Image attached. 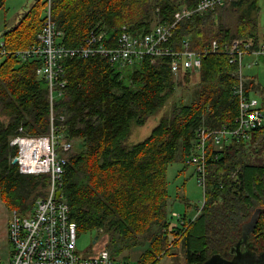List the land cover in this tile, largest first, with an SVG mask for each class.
Returning <instances> with one entry per match:
<instances>
[{
  "label": "trees",
  "instance_id": "trees-1",
  "mask_svg": "<svg viewBox=\"0 0 264 264\" xmlns=\"http://www.w3.org/2000/svg\"><path fill=\"white\" fill-rule=\"evenodd\" d=\"M198 1L52 0L51 11L64 46L86 45L92 35L104 33L102 43L112 48L124 28L136 35L148 33L154 23L174 21L183 7L193 8ZM243 1L182 19L170 45L181 50L188 42L191 50L203 51L214 40L258 44L255 24L225 21ZM5 3L0 0V10ZM253 4L259 7L258 0ZM47 9L48 0H36L5 29L0 44V201L23 217L47 196L50 176L22 174L13 164L18 149L11 140L20 127L30 136L49 134L51 105L48 84L37 73L41 63L24 62L16 53L37 43ZM64 65L68 84L54 112L57 118L64 116L57 121L62 137L74 141L63 197L79 238L84 233L108 235L107 248L116 260L131 262L132 254L125 252L144 247L137 264H159L165 257L176 258L178 250L185 254L184 264H204L236 245L259 212L250 240L264 250V126L248 141L223 149L210 146L203 209L192 220L185 216L183 227L169 217L168 167L179 160L186 163L200 127L235 125L236 67L229 56L207 54L199 74L185 71L179 78L169 58H145L123 68L102 56L66 60ZM248 89L264 110V87L254 76ZM155 116L160 120L151 134L129 144L134 127Z\"/></svg>",
  "mask_w": 264,
  "mask_h": 264
},
{
  "label": "built area",
  "instance_id": "built-area-1",
  "mask_svg": "<svg viewBox=\"0 0 264 264\" xmlns=\"http://www.w3.org/2000/svg\"><path fill=\"white\" fill-rule=\"evenodd\" d=\"M239 1L199 0L193 8L183 7L174 21L157 24L148 33L136 35L124 28L116 46L111 48L102 43L104 33L92 35L86 45L67 47L61 44L62 33L52 17V0H48L44 26L37 43L18 51L16 55L24 62L36 60L41 63L37 73L48 84L50 132L47 135L30 136L20 127L11 145L18 149L15 158L20 172L26 175H48L50 185L47 196L37 201L31 215L23 217L17 211L11 212L6 235L10 256L0 261V264H137L116 260L109 250L84 258L78 249V227L71 220L70 206L63 197L68 155L74 149V141L62 137L57 121L63 122L64 116L57 118L54 112V104L63 96L68 84L64 65L66 60L102 56L112 65L123 68L145 58H169L171 70L179 78L185 71L199 74L203 57L207 54L223 52L229 56L230 63L236 67L233 73L236 80L232 88V98L238 105L235 125L233 128L223 126L212 129L202 126L197 129L190 160L186 161L194 167L195 175L204 190L203 206L197 214L201 212L206 202L209 147L223 149L234 141H248L255 130L264 126L261 100L249 91L250 76L246 74V69L258 65L264 56V43L234 39L222 45L214 40L205 50L195 51L189 48L188 42L184 43L181 50H175L170 42L182 19L204 15ZM174 216L180 226H185V216Z\"/></svg>",
  "mask_w": 264,
  "mask_h": 264
},
{
  "label": "rangeland",
  "instance_id": "rangeland-1",
  "mask_svg": "<svg viewBox=\"0 0 264 264\" xmlns=\"http://www.w3.org/2000/svg\"><path fill=\"white\" fill-rule=\"evenodd\" d=\"M36 0H6L5 6L0 10V44L3 43V33L5 29L14 26L20 15L27 11ZM46 1V0H44ZM254 0H244L240 10L229 16L225 20L229 24L235 25L239 20L249 21L252 25H256L260 36V41L264 43V0H258V6H254ZM157 24H153V28ZM248 76H254L257 83L264 87V56L260 59L258 65L251 69H246ZM194 89H189L193 91ZM179 93V90H178ZM188 99V97H186ZM186 100V99H185ZM160 117H152L145 126L134 127L129 144H135L147 138L153 128L159 122ZM190 157L187 158V161ZM167 180L169 189V217L173 224H178L177 218L174 216H187L188 219L193 218L198 209H201L204 202V190L200 185L192 165H187L179 160L168 167ZM11 212L6 205L0 201V261H5L10 256L9 246L7 243V223L10 219ZM5 236L2 237V236ZM106 234L99 235L97 241L105 237ZM98 236V235H97ZM108 236V235H106ZM96 238L95 233H84L78 241V249L82 255H88L89 251L95 245L101 246L100 243L94 244ZM3 239V241L1 240ZM109 240V238H108ZM109 242V241H108ZM109 244V243H108ZM108 247V246H107ZM144 250V247L138 248L132 252L131 262H136L139 253ZM177 257H165L159 264H184L185 254L177 251Z\"/></svg>",
  "mask_w": 264,
  "mask_h": 264
},
{
  "label": "water",
  "instance_id": "water-1",
  "mask_svg": "<svg viewBox=\"0 0 264 264\" xmlns=\"http://www.w3.org/2000/svg\"><path fill=\"white\" fill-rule=\"evenodd\" d=\"M17 162V158H14L13 164H17ZM258 215L259 212L253 216L250 223L245 225L243 236L236 245L230 248L224 255H213L204 264H264V251L259 253V248L249 242ZM98 238L99 234L96 236L94 243L97 242ZM243 247L244 250L242 251ZM252 250L254 251L253 253L251 252ZM229 255L232 257L231 259H227Z\"/></svg>",
  "mask_w": 264,
  "mask_h": 264
},
{
  "label": "crops",
  "instance_id": "crops-1",
  "mask_svg": "<svg viewBox=\"0 0 264 264\" xmlns=\"http://www.w3.org/2000/svg\"><path fill=\"white\" fill-rule=\"evenodd\" d=\"M196 216H197V214L193 218H195ZM2 237L5 238L4 235ZM108 238H109V236H106V235H105V237H102L101 240H99L96 243H94V244L100 243L101 246L95 245L94 247L91 248V250L89 251L88 255H82V256L84 258L93 257V256H95L96 254H98L102 250H109L107 248L108 241H109ZM6 239H7V237H6ZM1 240L3 241V239H1Z\"/></svg>",
  "mask_w": 264,
  "mask_h": 264
},
{
  "label": "flooded vegetation",
  "instance_id": "flooded-vegetation-1",
  "mask_svg": "<svg viewBox=\"0 0 264 264\" xmlns=\"http://www.w3.org/2000/svg\"><path fill=\"white\" fill-rule=\"evenodd\" d=\"M249 242L252 243V244H254L255 247L259 248L254 242H252V241L250 240V238H249ZM243 250H244V247H243L242 251H243ZM262 251H264V250H260V248H259V253L262 252ZM251 252L253 253L254 251L252 250ZM231 258H232V257H229V256L227 257V259H231Z\"/></svg>",
  "mask_w": 264,
  "mask_h": 264
}]
</instances>
